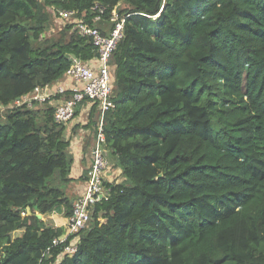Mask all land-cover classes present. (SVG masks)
I'll use <instances>...</instances> for the list:
<instances>
[{
    "label": "trees",
    "instance_id": "16d2710c",
    "mask_svg": "<svg viewBox=\"0 0 264 264\" xmlns=\"http://www.w3.org/2000/svg\"><path fill=\"white\" fill-rule=\"evenodd\" d=\"M23 1L0 0L4 106L63 79L71 55H97L76 31L56 49L39 42L60 11L103 34L114 8L129 15L105 115L126 182L62 255L73 237L54 246L66 231L47 222L72 213L55 184L72 182L67 126L51 106L41 126L31 110L0 119V264H264V0Z\"/></svg>",
    "mask_w": 264,
    "mask_h": 264
},
{
    "label": "built area",
    "instance_id": "2783aa9c",
    "mask_svg": "<svg viewBox=\"0 0 264 264\" xmlns=\"http://www.w3.org/2000/svg\"><path fill=\"white\" fill-rule=\"evenodd\" d=\"M92 10L97 13L94 22L102 21L106 8L96 4ZM61 21H71L73 30L81 37H89L97 51V55L89 63H84L78 58L70 56L72 64L66 72L67 81H57L45 86H38L34 91L17 99L18 105H49L55 109V121L59 124L69 125L76 119L78 108L87 103L96 109L99 119L96 123L97 134L91 154V166L87 170L85 189L72 206V213L65 218V237L54 242L58 246L71 237L62 255L72 256L77 252L80 232L86 229L93 220L98 205L109 202L112 198V186L122 176V170L108 158L107 139L105 134V115L115 108V66L111 63L112 56L124 38L126 18L121 16L117 8L112 10L110 23L114 27L103 34L98 27L90 26L85 18H77L76 13L69 11L59 12Z\"/></svg>",
    "mask_w": 264,
    "mask_h": 264
},
{
    "label": "crops",
    "instance_id": "0c3cea01",
    "mask_svg": "<svg viewBox=\"0 0 264 264\" xmlns=\"http://www.w3.org/2000/svg\"><path fill=\"white\" fill-rule=\"evenodd\" d=\"M90 107L84 105L81 107L80 117L76 118L72 123L67 125L66 137L70 139V153L74 158L70 178L69 191L67 193L72 199V202L83 193L85 189L86 174L88 168L91 166V154L95 143V136L93 126L91 124ZM96 125V123H95ZM79 126V128H76ZM114 162L118 164L117 157L112 155ZM116 160V161H115ZM113 163V162H112ZM120 169V168H119ZM55 224L58 225V221H64L65 218L58 214H54L50 217Z\"/></svg>",
    "mask_w": 264,
    "mask_h": 264
},
{
    "label": "rangeland",
    "instance_id": "374dc122",
    "mask_svg": "<svg viewBox=\"0 0 264 264\" xmlns=\"http://www.w3.org/2000/svg\"><path fill=\"white\" fill-rule=\"evenodd\" d=\"M26 2H24L22 0V2L20 3V9H27L28 8H25L27 5L25 4ZM24 4H25V7H24ZM163 4H165V0H163ZM125 8V5L124 3H121L118 5V9L119 10H122ZM58 19V18H56ZM59 21H61V19H59ZM68 23L65 22V21H62L60 24H58L54 19L52 22H50V24L48 25L46 31H45V34L43 35V37L40 39L39 42H42L43 46H46L47 48H50V49H56L57 46L59 45H62V44H65L66 42H68V40L71 38L72 35H75V33L73 34L74 30L72 29L71 30V27H69V25H67ZM33 45H35V43L32 41ZM37 45V44H36ZM113 64V61L111 62ZM67 77L65 75V77H63V79L61 80H58L59 82H65L67 81ZM68 84H70L69 81H67ZM114 93H115V87H114ZM50 106L49 105H35L33 108H29L27 105H18L16 102L12 103L11 105L9 106H4V105H1L0 104V119H6V116L9 115L11 112L13 111H16L18 109H21V110H31L35 113H37V115L39 116V119H38V122L40 123L39 125H43L44 123V114L46 113V111H48V108ZM93 116L90 118L91 119V124H89V126H93V131H94V136L96 137V134H97V126L95 125V123H97L98 119L100 118L99 117V114L94 111L93 112ZM80 117V113L77 114L76 118H79ZM76 128H79V126H76ZM108 158L113 162V164H116L117 167L118 164L116 162H114V159H112V154H111V151L108 149ZM116 161V160H115ZM117 181H120L121 184L125 183L126 182V178L122 175V176H119L117 179H116V182ZM55 184L56 186L62 188L64 191H67L68 192V189H69V185L65 182H61L59 181V179H57L55 181ZM30 211L26 213H23V216H28L30 215ZM37 215H40L39 212H36ZM45 218V217H44ZM43 216H42V219H44ZM47 219V218H46ZM48 221V220H47ZM53 222V220H52ZM64 221H58V225L55 224L54 222L51 223V222H47V224L49 225H54L55 228H62V229H65L63 227L64 224H62ZM92 222L93 220L89 223L88 227L86 229H89L92 225ZM23 234V231H16L14 233H12L11 237L12 239H16L17 237H20L21 235ZM81 235V233H80Z\"/></svg>",
    "mask_w": 264,
    "mask_h": 264
},
{
    "label": "water",
    "instance_id": "95a60500",
    "mask_svg": "<svg viewBox=\"0 0 264 264\" xmlns=\"http://www.w3.org/2000/svg\"><path fill=\"white\" fill-rule=\"evenodd\" d=\"M73 58H76V56L73 55ZM79 60V59H78ZM19 100V99H18ZM39 219H42V215H38Z\"/></svg>",
    "mask_w": 264,
    "mask_h": 264
}]
</instances>
